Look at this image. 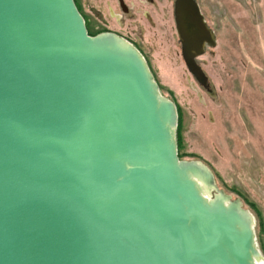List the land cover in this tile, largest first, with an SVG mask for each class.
Here are the masks:
<instances>
[{"label":"water","instance_id":"water-1","mask_svg":"<svg viewBox=\"0 0 264 264\" xmlns=\"http://www.w3.org/2000/svg\"><path fill=\"white\" fill-rule=\"evenodd\" d=\"M185 65L216 46L176 0ZM191 51H195L194 55ZM178 112L140 52L75 0H0V264H257L255 218L180 160Z\"/></svg>","mask_w":264,"mask_h":264},{"label":"rangeland","instance_id":"rangeland-1","mask_svg":"<svg viewBox=\"0 0 264 264\" xmlns=\"http://www.w3.org/2000/svg\"><path fill=\"white\" fill-rule=\"evenodd\" d=\"M197 1L216 36L201 58L207 87L186 67L176 38L161 43L149 34L153 43L140 54L177 108L180 160L203 163L214 177L212 197L223 192L254 216L264 264V0ZM76 2L90 18L93 0ZM93 25L89 20L91 36L98 35Z\"/></svg>","mask_w":264,"mask_h":264},{"label":"flooded vegetation","instance_id":"flooded-vegetation-1","mask_svg":"<svg viewBox=\"0 0 264 264\" xmlns=\"http://www.w3.org/2000/svg\"><path fill=\"white\" fill-rule=\"evenodd\" d=\"M175 2L176 0H136L132 2H128V0H93L90 18L85 14L83 15L77 7L84 17L87 30V23L90 20L93 22L97 34H113L139 52L144 49L143 46L146 41L153 43L149 34L155 35L156 39L154 41H157V37L158 40L163 39L164 41H160L161 43L168 41L174 43L176 38L175 43L178 45V42H180L182 54V44L174 15ZM202 16L204 23L210 26L204 13H202ZM88 34L91 35L89 31ZM208 50L205 54L208 53ZM191 53L194 55L195 51H191ZM205 54L194 56V60L201 68V58ZM202 70L204 71L203 68Z\"/></svg>","mask_w":264,"mask_h":264},{"label":"bare ground","instance_id":"bare-ground-1","mask_svg":"<svg viewBox=\"0 0 264 264\" xmlns=\"http://www.w3.org/2000/svg\"><path fill=\"white\" fill-rule=\"evenodd\" d=\"M197 180H198V183L202 189V193L205 195V197H207L210 200H213L214 198L212 197V190L209 188V186L204 181H202L201 179H197ZM217 198L225 200V197H223V195H221V194H218L216 196V199ZM225 202H226V200H225ZM255 261L257 264L263 263V260L261 259L260 256L256 257Z\"/></svg>","mask_w":264,"mask_h":264}]
</instances>
